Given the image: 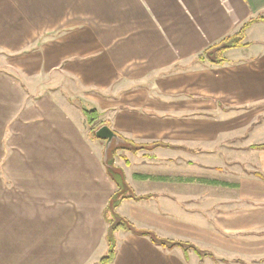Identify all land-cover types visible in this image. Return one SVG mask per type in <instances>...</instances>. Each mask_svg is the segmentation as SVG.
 Here are the masks:
<instances>
[{
  "label": "crops",
  "instance_id": "1",
  "mask_svg": "<svg viewBox=\"0 0 264 264\" xmlns=\"http://www.w3.org/2000/svg\"><path fill=\"white\" fill-rule=\"evenodd\" d=\"M251 18L247 45L226 49L222 63L191 65ZM154 73L151 92L143 83ZM209 99L235 118L264 104V0H0V264H99L108 250L104 210L119 188L111 170L144 196L117 207L135 227L207 242V178L176 177L174 165L179 150L206 161ZM83 107L107 116L118 134L110 144L85 127ZM137 141L169 145L144 148L146 163L132 159ZM259 173L264 162L247 177L239 197L247 201L238 200L254 212L232 226L251 244L264 236ZM115 237L111 264H215L130 230Z\"/></svg>",
  "mask_w": 264,
  "mask_h": 264
},
{
  "label": "rangeland",
  "instance_id": "2",
  "mask_svg": "<svg viewBox=\"0 0 264 264\" xmlns=\"http://www.w3.org/2000/svg\"><path fill=\"white\" fill-rule=\"evenodd\" d=\"M112 31L113 34L114 31L119 34V30ZM198 61L201 60L195 55L191 65H197ZM208 62L210 61L208 60ZM161 70L167 71L168 69ZM158 79L154 73L149 75V78H144L143 84L150 87V91L152 92V85ZM79 104L80 106H85L82 100L79 101ZM225 106H229V104L225 103ZM219 107V103H214L209 99L206 110H202L208 113V126L212 124L211 133L208 135L209 139L205 142L207 145V150L205 151L207 156L206 161L204 163H197L198 158L193 155L194 151H192V154L182 150L176 151L174 165L177 172L176 177L189 172V175L194 178H207L205 183L208 184V241H204L201 246L195 244V247L202 252V256H208V259L212 260V263L215 264H257L260 260L258 257L264 254V236H257L256 242L251 244V239L246 236V233L241 231L234 233L232 226L236 220H244L249 215V212H254L253 205L247 202H238V200L247 201L246 197L239 199L240 196L246 195L247 177L250 178L253 171L258 168L259 163L264 162L263 153H260L259 149L253 147L254 144L264 143L260 142L264 141V104L256 105L250 110L249 108L248 110L239 109L235 111L236 118L233 116V108H223L224 112L222 113ZM110 113L108 112V115ZM219 114L224 115L219 116ZM104 118L108 119L107 116L99 115L95 121L88 124V126L86 124L85 127L89 128L91 134L96 136L95 132L103 125ZM219 118L224 120V124H227L226 127L219 125ZM232 125H236V127ZM101 139L105 140V138ZM133 143L134 152H141L136 153V157L132 156V159L135 161L142 160L147 163L146 160L152 157L146 155V153L150 154L151 152L144 151V148L156 147V145L143 141ZM129 147L127 145V148ZM171 158L174 159V157ZM159 159L165 161V163L159 164L160 170H166V161L169 157L164 155L159 157ZM130 162L127 163L132 166L133 162ZM155 168L157 167L154 165L152 168L153 172ZM212 180L217 182H213ZM198 182L204 183L202 181ZM255 207L260 213H263L262 204L260 206L256 204ZM259 233L262 234L264 231L261 230ZM187 249H192L191 251H193L194 247L188 246ZM209 253H212L216 259L212 258ZM254 254L257 255L256 259H252Z\"/></svg>",
  "mask_w": 264,
  "mask_h": 264
},
{
  "label": "trees",
  "instance_id": "3",
  "mask_svg": "<svg viewBox=\"0 0 264 264\" xmlns=\"http://www.w3.org/2000/svg\"><path fill=\"white\" fill-rule=\"evenodd\" d=\"M252 21H253L252 18L249 19L248 21L244 22L237 31L233 32L232 34H228L224 36L218 42H215L209 47H207L205 50H203V52H201L198 55L199 60L201 61L209 60L211 63H222L223 61L226 60V57L224 56V52L226 49L231 48V47L247 45L248 42L245 41L246 30L249 27V25L252 23ZM83 110L85 114L87 115V119L89 123H92L93 121H95L96 118L99 116V112L97 108L95 107H90V108L83 107ZM154 144L156 146L158 145L168 146L169 145L168 143H165L162 141L154 142ZM253 147L264 148V143L254 144ZM110 172L113 178L116 180L119 188L111 196L104 210V216L106 220L109 222V226L107 230L108 250L99 259V264H111L112 261L114 260V257L116 254V247H117L115 232L120 228L130 230L137 234L148 235L154 243L159 244L165 248L181 246L184 248L185 252H187L188 246L194 247V249L201 255V258L203 257L202 252L197 247H195V245L189 244L188 242H184V241L160 237L152 231L139 229L135 227L134 224L129 219L120 215L117 212V207L119 206L120 202L124 198H128V197L142 198L144 196H138L137 194H135L134 191L131 190V187L129 186V184H127L125 179H123L122 177L121 179L117 177L118 172H115L113 170H111ZM259 175H261L264 178L263 174L259 173ZM212 181L217 182L215 180H212ZM209 255L212 258L216 259V257L212 253H209ZM200 264H202V261L200 262Z\"/></svg>",
  "mask_w": 264,
  "mask_h": 264
},
{
  "label": "water",
  "instance_id": "4",
  "mask_svg": "<svg viewBox=\"0 0 264 264\" xmlns=\"http://www.w3.org/2000/svg\"><path fill=\"white\" fill-rule=\"evenodd\" d=\"M95 134L98 137L105 138L108 144H110L114 137L118 136V134L107 124H103L102 126H100L96 130Z\"/></svg>",
  "mask_w": 264,
  "mask_h": 264
}]
</instances>
